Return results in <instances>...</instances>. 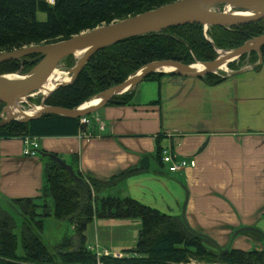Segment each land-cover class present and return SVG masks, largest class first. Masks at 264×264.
<instances>
[{"label":"trees","instance_id":"16d2710c","mask_svg":"<svg viewBox=\"0 0 264 264\" xmlns=\"http://www.w3.org/2000/svg\"><path fill=\"white\" fill-rule=\"evenodd\" d=\"M175 1L178 0H52L51 3H47V0H0V55L23 47L66 40L98 26ZM37 12L44 13L46 19L38 21ZM263 33L264 19L232 28L209 27L206 35L203 26L189 24L125 39L95 53L74 82L51 93L45 105L75 109L89 103L108 88L122 83L151 62L175 61L183 65L210 62L216 58V50L236 48ZM261 50L264 63V46ZM39 59V55H29L3 63L0 65V73H26ZM255 61L251 59V63ZM72 62V56L61 61L66 67H70ZM166 75L170 74L152 73L145 81H158ZM202 78L211 85L225 79L212 73ZM132 98L133 91H129L113 96L108 105L124 106ZM4 106L0 102V113ZM79 120L45 114L26 123L13 121L0 128V140H23L26 137L38 140L90 134ZM162 148H158L156 161L164 168L160 161ZM147 161L145 158L137 168L126 170L105 182L85 178L74 170L82 180L77 182L50 159L45 168V186L42 190L51 201L50 211L37 215L33 199L11 201L21 206L27 204L33 209L26 221L29 224L23 225L19 239L14 233V221L0 206V264H187L191 259L220 264H264V250L225 249L213 252L209 249L212 248L209 240L191 233L181 217L158 212L129 197L92 198L91 187L97 190L98 187L113 186L147 169ZM51 216L73 226L76 240L64 237L53 249H48L41 240L40 231L43 228L42 220ZM94 217L139 220V238L135 247L128 250L129 256L97 257L88 248L85 231Z\"/></svg>","mask_w":264,"mask_h":264},{"label":"crops","instance_id":"0c3cea01","mask_svg":"<svg viewBox=\"0 0 264 264\" xmlns=\"http://www.w3.org/2000/svg\"><path fill=\"white\" fill-rule=\"evenodd\" d=\"M132 91L129 104H106L87 116L90 135L38 139L35 156L23 155L20 139L0 140V202L39 196L50 161L43 153L100 182L147 158V169L115 185L118 196L183 215L217 243L235 228L264 233V63L214 85L166 75ZM159 147L195 166L168 174L156 161Z\"/></svg>","mask_w":264,"mask_h":264},{"label":"water","instance_id":"95a60500","mask_svg":"<svg viewBox=\"0 0 264 264\" xmlns=\"http://www.w3.org/2000/svg\"><path fill=\"white\" fill-rule=\"evenodd\" d=\"M218 5L225 7V10L221 12L213 10ZM231 9L243 10L244 12H231ZM262 19H264V0H178L120 21L98 26L66 40L39 46L23 47L3 53L0 55V65L9 61L25 58L29 55H39L40 59L29 73L22 76V78H25L23 80L7 82L2 79L4 76H0V102L5 104L0 113V128L5 127L13 121L26 123L45 114L79 119L87 117L95 110L108 104L113 96L121 95L132 90L152 73H167L182 77L199 78L218 70L221 64H225L226 66L251 51L258 53L256 65L261 64L262 57L259 54V50L264 45V34L247 41L241 47L221 53L213 61L200 63L199 65L202 69L199 71H190L189 68L193 65L187 66L175 61L151 62L138 70L129 79L108 88L92 98L99 99L98 105L93 108L81 109V105L75 109H64L45 105V100L51 93L60 87L70 85L74 82L83 67L95 53L122 40L189 24H198L207 30L209 27L232 28ZM78 51H84L80 59L74 57L75 52ZM69 56L74 57L76 60L73 68L68 71V75H70L69 80L66 83H57L55 88L47 95H41L40 111L36 115H25L23 111L18 109L16 105L18 102L16 100L18 98L27 99L37 95L47 77L55 71L63 59ZM164 68H167L168 71H164ZM244 70L245 68L232 72L230 75H238ZM13 110H18L20 114L13 113ZM42 155L50 158L60 168L66 170L74 181H82L74 173L72 168L58 156L52 153H43ZM181 220L184 226L195 236L208 238L192 230L183 215H181ZM243 232L261 234L254 227H243L237 230L235 235ZM210 241L217 246L212 239Z\"/></svg>","mask_w":264,"mask_h":264},{"label":"rangeland","instance_id":"374dc122","mask_svg":"<svg viewBox=\"0 0 264 264\" xmlns=\"http://www.w3.org/2000/svg\"><path fill=\"white\" fill-rule=\"evenodd\" d=\"M51 2L52 0H47V3H51ZM213 10H215L216 12H221L225 10V7H223L222 5H218ZM231 12H244V11L231 9ZM36 19L38 21H44L46 19V15L42 12H37ZM206 31L207 30L203 28L204 35H206ZM256 37H253V38H256ZM247 41H245L238 47H241ZM236 48H233L230 50H216L215 52L216 58H218L221 53L228 52ZM259 54L262 57L261 48L259 50ZM241 57L243 58L240 59ZM241 57L229 63L228 65H226L224 69H218L214 71L212 74H215L218 77H226L230 75L232 72H236L244 68L253 67L257 64L258 53L256 51H251ZM251 59H256V61L254 63H251ZM72 60H73L72 62L73 64L70 67H66L64 63L60 62L58 66L56 67L55 71L51 74V76L58 78L59 81L61 82L68 81L70 78V75H68V71L71 68H73L76 62L74 57H72ZM200 63H203V62H194L191 65L200 64ZM191 65H187V66H191ZM33 67L23 74L19 71H14V72H9V73H0V76L20 79L22 78V76H25L27 73H29L33 69ZM130 77H128L127 79H129ZM41 98L42 97L40 94L31 96L30 98H27V99L21 98L22 100L20 99L21 101H19L16 105L18 109H20L21 111L27 112V111L32 110L34 106L39 107ZM114 185H117V184L115 183ZM114 185L113 186L110 185L108 187H104V186L98 187L97 190L96 188L91 187L92 198L94 199L95 196L107 197L108 194L109 196H118L119 194L121 195L122 192L120 191V188H117L119 186L115 187ZM33 200L34 201L32 202V204L36 206L35 211L37 215H43L44 212L47 213V211H50L51 206L49 205H51V201L47 198V196L44 194L43 191H41L39 196L34 198ZM25 205L26 207L24 208ZM0 206L2 209L8 212V215L14 221L15 227H16L14 230V233L17 235L19 239L23 225L29 224V222H26V221L27 219L30 218L28 215H30L29 213L33 211L32 207L27 204H23V206H21L18 203L16 204L13 202H10V203L0 202ZM42 221H43V228L40 231L41 240L47 246L48 249L50 250L53 249V247L59 244L64 237H71L72 240L73 239L74 241L76 240L73 226H70V224L67 221L65 220L59 221L53 218L52 216L46 217ZM139 229H140V222L137 219L110 220L106 218L99 219V218L94 217L92 224H90L85 231L86 243L88 245V248L92 250L97 255V257H100L101 255H104V256L110 255L111 257H115V258L129 256L130 254L127 252L128 250L135 247L138 241V238H139ZM239 229L240 228H235L229 231V238H228V242L226 241V243H217L215 237L202 233L195 229H192V230L208 237L207 238L209 240L208 242L212 246V248L209 247V249L213 252H218L219 250H225V249L264 250V233L261 229H258L261 234L257 233L256 235H250L249 233H241L239 235H235V232ZM209 238L212 239L217 244V246H215L210 241ZM187 264H220V263L219 262H206L204 260L191 259Z\"/></svg>","mask_w":264,"mask_h":264},{"label":"built area","instance_id":"2783aa9c","mask_svg":"<svg viewBox=\"0 0 264 264\" xmlns=\"http://www.w3.org/2000/svg\"><path fill=\"white\" fill-rule=\"evenodd\" d=\"M82 126H87L89 120L87 117H82L79 120ZM90 134L81 133L79 136H88ZM23 143V155L32 157L38 153V144L36 139L24 138ZM160 161L168 174H176L183 171L187 167L193 168L195 161L188 158H179L174 155L169 147H164L160 151Z\"/></svg>","mask_w":264,"mask_h":264},{"label":"bare ground","instance_id":"6f19581e","mask_svg":"<svg viewBox=\"0 0 264 264\" xmlns=\"http://www.w3.org/2000/svg\"><path fill=\"white\" fill-rule=\"evenodd\" d=\"M83 53H84V51H78V52H75V54H74V57L76 58V59H80L82 56H83ZM225 68V64H221L220 66H219V68L218 69H224ZM190 71H199V70H201L202 69V67L199 65V64H195V65H193V66H191L190 68ZM226 70V69H225ZM164 71H168V69L167 68H164ZM2 79H3V81H7V82H12V81H18V80H23V79H25V78H20V79H14V78H11V77H6V76H4V77H2ZM66 83V82H61V81H59V79L58 78H56V77H52L51 75H49L48 77H47V79H46V81H45V83H44V85L40 88V90H39V93L38 94H40V95H47L52 89H54L55 88V86H56V84L57 83ZM21 98H18L17 100H16V102H19V101H21L20 100ZM98 103H99V99H92L89 103H87V104H85V105H82L81 106V109H89V108H93V107H95L96 105H98ZM40 111V108L39 107H33V109L32 110H30V111H25L24 112V114L25 115H27V116H34V115H36L38 112ZM13 113H19L18 112V110H13ZM20 114V113H19Z\"/></svg>","mask_w":264,"mask_h":264}]
</instances>
